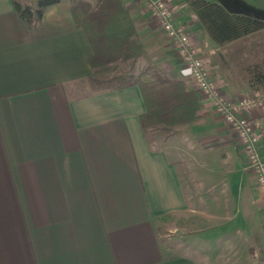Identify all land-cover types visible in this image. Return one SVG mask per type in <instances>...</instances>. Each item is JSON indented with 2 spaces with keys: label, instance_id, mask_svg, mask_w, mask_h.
Listing matches in <instances>:
<instances>
[{
  "label": "crops",
  "instance_id": "0c3cea01",
  "mask_svg": "<svg viewBox=\"0 0 264 264\" xmlns=\"http://www.w3.org/2000/svg\"><path fill=\"white\" fill-rule=\"evenodd\" d=\"M209 1L264 18V0ZM11 2L0 0V264H264V205L241 147L143 4L124 0L144 49L197 96L192 122L150 141L137 85L91 90V45L68 2L31 28ZM173 3L223 95L257 92ZM248 116L264 124L259 108Z\"/></svg>",
  "mask_w": 264,
  "mask_h": 264
},
{
  "label": "trees",
  "instance_id": "16d2710c",
  "mask_svg": "<svg viewBox=\"0 0 264 264\" xmlns=\"http://www.w3.org/2000/svg\"><path fill=\"white\" fill-rule=\"evenodd\" d=\"M62 0H35L27 4L12 0L16 15L27 28L41 22L49 5ZM64 1V0H63ZM75 26L81 27L91 45V90L137 85L145 110L139 116L150 141L165 137L175 128L193 121L196 91L168 74L147 54L138 37L135 20L124 0H66ZM196 17L206 34L222 51L223 62L233 63L253 91L264 92V18L228 11L209 0H173ZM221 59V60H222ZM143 65L137 67V62ZM125 65L120 68L119 65Z\"/></svg>",
  "mask_w": 264,
  "mask_h": 264
},
{
  "label": "built area",
  "instance_id": "2783aa9c",
  "mask_svg": "<svg viewBox=\"0 0 264 264\" xmlns=\"http://www.w3.org/2000/svg\"><path fill=\"white\" fill-rule=\"evenodd\" d=\"M137 1L157 19L162 35L171 43V48L182 65L189 70L188 74L196 89L210 101L224 124L231 128L241 147L245 167L254 175L255 188L264 205V152L260 148L264 141V124L248 116L253 108L264 112V96L257 91L237 99L226 98L208 73L204 57L198 54L197 48L192 44L187 25L175 22L173 0Z\"/></svg>",
  "mask_w": 264,
  "mask_h": 264
},
{
  "label": "rangeland",
  "instance_id": "374dc122",
  "mask_svg": "<svg viewBox=\"0 0 264 264\" xmlns=\"http://www.w3.org/2000/svg\"><path fill=\"white\" fill-rule=\"evenodd\" d=\"M19 2H22V3H27V4H31V5H33L35 2V0H18ZM90 1H93V0H90ZM141 65H143V62H141V61H138L137 62V67L139 68V67H141ZM119 67L120 68H123V67H125V65H123V64H121V65H119ZM242 168L243 169H246V167H245V163L243 164L242 163ZM247 170V169H246ZM160 233H161V231H160ZM164 240L165 239H168L169 238V235H165L164 237ZM170 239H172L171 241H181L182 239H184L183 237H178V236H174V238H173V236H172V238H170ZM177 239V240H176ZM206 244V240L203 242V247H201L202 249H204V245ZM197 248V247H196Z\"/></svg>",
  "mask_w": 264,
  "mask_h": 264
}]
</instances>
